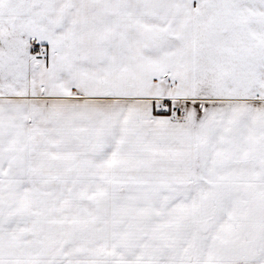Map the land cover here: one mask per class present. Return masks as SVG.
Masks as SVG:
<instances>
[{
    "label": "snow or ice",
    "instance_id": "snow-or-ice-1",
    "mask_svg": "<svg viewBox=\"0 0 264 264\" xmlns=\"http://www.w3.org/2000/svg\"><path fill=\"white\" fill-rule=\"evenodd\" d=\"M0 264H264V0H0Z\"/></svg>",
    "mask_w": 264,
    "mask_h": 264
}]
</instances>
